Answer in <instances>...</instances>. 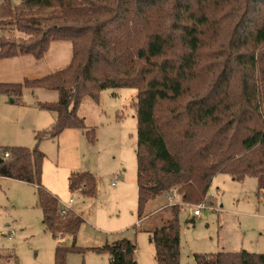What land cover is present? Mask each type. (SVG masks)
<instances>
[{"label":"trees","instance_id":"obj_1","mask_svg":"<svg viewBox=\"0 0 264 264\" xmlns=\"http://www.w3.org/2000/svg\"><path fill=\"white\" fill-rule=\"evenodd\" d=\"M212 2L234 12L236 21L226 37L213 24ZM256 15V25H243ZM0 26L8 30L0 36V59H40L53 41L71 44L64 68L19 82L0 81V94L12 101L24 87L58 93L55 101L38 102L54 115L38 139L56 137L69 127L86 132L76 113L85 95L95 99L107 87L136 89L139 215L147 201L166 193H177L182 203L201 202L217 172L235 180L254 176L257 193L264 188V87L255 79H264V0H21L15 6L4 0ZM9 30L23 36L9 35ZM207 34L224 57L202 91L192 81ZM89 138L93 141V135ZM43 157L36 148L0 147V176L34 185L43 227L53 237L75 234L82 218L71 210L58 213V198L41 184ZM95 184L88 171L68 177L69 188L85 196L95 195ZM171 207V217L149 233L156 264H179V205ZM70 249L76 247L57 245L53 264H65ZM99 249L108 251L111 264H137L135 242L127 238ZM194 257L196 264H264V253L244 249Z\"/></svg>","mask_w":264,"mask_h":264},{"label":"rangeland","instance_id":"obj_2","mask_svg":"<svg viewBox=\"0 0 264 264\" xmlns=\"http://www.w3.org/2000/svg\"><path fill=\"white\" fill-rule=\"evenodd\" d=\"M3 1L0 0V6ZM8 1L15 6L21 0ZM208 10L216 19L213 23L216 29L220 28L226 37L230 23L236 21L234 12L227 11L224 3L213 2ZM259 19L256 15L249 24L243 25L252 28ZM7 32L0 26V36ZM9 35L23 36L16 30H9ZM210 38L207 34L204 39L197 76L192 81L202 91L208 89L219 73L224 57L215 51L217 44ZM70 58L71 44L64 40L53 44L40 59L30 55L2 58L0 81L38 78L65 67ZM255 79L264 87L263 78L255 75ZM57 98L55 90L44 88L24 87L15 101L0 94V147L23 146L42 152L43 188L58 198L59 214L71 210L82 222L75 234L53 237L43 227L34 185L0 176V264H53L58 244L76 247L66 253L65 264H111L108 251L99 248L119 238L135 242L137 264H156L149 233L171 217L172 204L179 205V264H196L195 255L221 251L244 249L264 253V188L257 193L256 177L235 180L225 172H217L203 197L207 203L197 216L192 215V210L199 202L182 203L177 193L158 195L147 201L139 215L136 89L107 87L98 91L95 99L85 95L76 113L84 119L86 132L69 127L56 137L45 135L38 139V132L47 131L54 121L53 113L39 107L38 102H52ZM91 135L93 141L89 138ZM80 171H88L95 177L94 196L69 188L68 177ZM62 208L64 213L60 212ZM139 219L142 221L137 225Z\"/></svg>","mask_w":264,"mask_h":264},{"label":"built area","instance_id":"obj_3","mask_svg":"<svg viewBox=\"0 0 264 264\" xmlns=\"http://www.w3.org/2000/svg\"><path fill=\"white\" fill-rule=\"evenodd\" d=\"M4 156H8V152H4L3 153ZM113 184V183H112ZM207 201L205 199H203L201 202H199L197 205H196V208H194L192 210V215L193 216H197L201 213V209L204 208V206L206 205ZM60 212L61 213H64L65 212V208H62L60 209ZM143 219V218H142ZM142 219H139L138 222H137V225H140L141 224V221Z\"/></svg>","mask_w":264,"mask_h":264},{"label":"crops","instance_id":"obj_4","mask_svg":"<svg viewBox=\"0 0 264 264\" xmlns=\"http://www.w3.org/2000/svg\"><path fill=\"white\" fill-rule=\"evenodd\" d=\"M57 42H59V41H53V42H51V44H50V46H49V48H48V50L50 49V47L53 45V44H56ZM48 50H47V52H48ZM46 52V53H47ZM45 53V54H46ZM70 61V60H69ZM67 65V64H66ZM64 68V67H63ZM61 69V68H60ZM58 70V69H57ZM55 71V70H54ZM53 72V71H52ZM48 74V73H47ZM53 115V114H52ZM53 119H54V115H53ZM53 121V120H52ZM66 235H69V234H67V233H63V234H61V235H58L56 238H58V237H60V238H63L64 236H66ZM116 240V239H115ZM59 241H61V240H59ZM59 245V244H58Z\"/></svg>","mask_w":264,"mask_h":264},{"label":"water","instance_id":"obj_5","mask_svg":"<svg viewBox=\"0 0 264 264\" xmlns=\"http://www.w3.org/2000/svg\"><path fill=\"white\" fill-rule=\"evenodd\" d=\"M10 101H12V100L10 99Z\"/></svg>","mask_w":264,"mask_h":264}]
</instances>
